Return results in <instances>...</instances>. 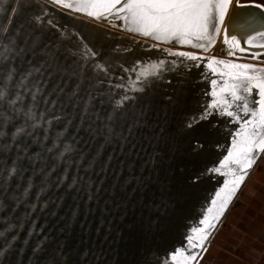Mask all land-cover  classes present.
Returning a JSON list of instances; mask_svg holds the SVG:
<instances>
[{
    "label": "water",
    "instance_id": "water-1",
    "mask_svg": "<svg viewBox=\"0 0 264 264\" xmlns=\"http://www.w3.org/2000/svg\"><path fill=\"white\" fill-rule=\"evenodd\" d=\"M67 2L85 11L0 0V264H194L191 249L181 255L185 238L198 239L213 217L215 233L246 182L232 191L233 161L257 138L223 111L203 118L206 105L223 106L221 89L238 83L230 77L240 69L171 53L248 61L223 55L219 39L201 51L195 39L180 47L127 21L97 23L86 12L102 11V0ZM229 27L237 47L245 37L264 44L257 7L226 5L225 34ZM93 52L112 78L92 70ZM137 61L147 62L143 90L124 101L112 79ZM250 75V86L264 77ZM248 119L264 124V108Z\"/></svg>",
    "mask_w": 264,
    "mask_h": 264
},
{
    "label": "snow or ice",
    "instance_id": "snow-or-ice-1",
    "mask_svg": "<svg viewBox=\"0 0 264 264\" xmlns=\"http://www.w3.org/2000/svg\"><path fill=\"white\" fill-rule=\"evenodd\" d=\"M48 2L53 11L56 9L75 10L78 13L85 11L83 8L76 7L74 2L70 3L67 0H48ZM102 2L104 4L102 11L86 12L97 23L108 24L110 20H115L119 22L120 27H123L125 21H127L130 24L139 25L134 31L142 33L145 37H154L157 41L162 42L172 41L180 47L193 45V39H195L194 46L201 51L214 47L217 39H219L228 45V50L223 55L236 61H248L229 65L228 61L220 60L215 56L210 58L192 55L185 51L171 53L172 55L187 57L193 61L202 60L204 63H208L211 59L212 63L223 64L226 68L240 69L239 75L230 77L238 83L221 89L222 92H225L223 106L221 107L219 102L210 103L205 106L203 113V118L206 119L210 115H219L220 111H223L229 122L236 125V129H239L241 123H244L246 127L251 125L252 135L257 138L252 146L241 152L233 161L239 171V176L233 181L232 191H235L236 185L246 181L247 176L258 162V157L264 153V124L256 126L248 119L252 115V110L257 106L264 108V77H262V82L250 86L251 81L255 79L253 75H250L251 73H264V44L253 46L252 40L245 37L242 45L237 47L236 34L231 31L230 27L225 34L221 25L225 21L226 5L257 7L264 12V4H245L241 3V0H220V3H217L216 0H102ZM45 15L49 17L47 22L53 24L50 18L51 12H47ZM258 35L260 39L264 40V31L259 32ZM255 38L252 37V39ZM253 47H256L257 51H253ZM91 55L92 70L99 69L105 73L106 78H112L110 68L103 66L97 59L98 54L93 52ZM143 63L147 62L137 61L131 66H121L119 73H116L114 79H112V89L124 92V101L129 99L128 92L143 90L144 73L139 71L140 65ZM157 64L162 67L160 62H157ZM216 75L225 76L228 73L220 72ZM129 80L133 83L128 84ZM210 83L216 84L217 80H211ZM236 89H239L245 95H238ZM214 95L216 94H210L209 99L211 100ZM249 96H251L250 103H245L244 101ZM233 100L239 102L240 109H245L242 114L234 110L236 106L231 103ZM120 107H123V102H121ZM217 171L218 169H215L214 174ZM226 203L227 201H224L222 207ZM216 220L217 218L213 217V221ZM213 221H202L203 227L199 229L201 234L198 239L191 235L185 238L181 255L184 254V251L191 249L192 251L188 252V258L194 264H199L200 254L206 251L211 236L214 235L213 230L217 227V224ZM218 223H222V220ZM174 251L176 250L174 249Z\"/></svg>",
    "mask_w": 264,
    "mask_h": 264
},
{
    "label": "rangeland",
    "instance_id": "rangeland-1",
    "mask_svg": "<svg viewBox=\"0 0 264 264\" xmlns=\"http://www.w3.org/2000/svg\"><path fill=\"white\" fill-rule=\"evenodd\" d=\"M263 232L264 155L225 215L200 264H264Z\"/></svg>",
    "mask_w": 264,
    "mask_h": 264
},
{
    "label": "crops",
    "instance_id": "crops-1",
    "mask_svg": "<svg viewBox=\"0 0 264 264\" xmlns=\"http://www.w3.org/2000/svg\"><path fill=\"white\" fill-rule=\"evenodd\" d=\"M245 1H250V0H245ZM257 1H260L261 3L264 4V1H263V0H257ZM220 226H221V224L219 225V227H218L217 230L215 231V233H214V235H213V237H212V239H211L210 245H211V243H213V240H214V238H215V235H216L218 229L220 228ZM253 232H254V233H257V229H253ZM242 233H244V231H243ZM263 233H264V232H263ZM210 245H209V247H210ZM206 252H207V251H206ZM204 254H205V253H204ZM204 254H203V256L200 258V260H199V264H200L201 260L203 259Z\"/></svg>",
    "mask_w": 264,
    "mask_h": 264
}]
</instances>
